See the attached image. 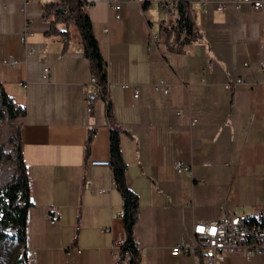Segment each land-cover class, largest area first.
Wrapping results in <instances>:
<instances>
[{
  "label": "crops",
  "instance_id": "crops-1",
  "mask_svg": "<svg viewBox=\"0 0 264 264\" xmlns=\"http://www.w3.org/2000/svg\"><path fill=\"white\" fill-rule=\"evenodd\" d=\"M46 1L57 0H33L22 12V0H0V60L18 62L14 68L0 63V84L26 108L8 124L19 136L30 202L24 242L1 239L0 264H27L19 259L23 249L35 251L37 264H130L114 249L123 222L111 167L90 165L109 160L111 129L120 133L126 181L139 199L140 264H194L191 254L170 252L180 236L190 242L194 219L264 207V73L257 70L264 59V9L187 0L200 37L173 53L163 34L158 50L148 46L149 32L176 18L157 0L145 7L139 6L144 0H86L108 82L106 99L89 102L86 94L95 87L78 32L72 29L62 53L64 37L44 35ZM228 71L246 84L225 89ZM177 161L208 172L180 176ZM219 264H264V252L226 254Z\"/></svg>",
  "mask_w": 264,
  "mask_h": 264
},
{
  "label": "trees",
  "instance_id": "trees-1",
  "mask_svg": "<svg viewBox=\"0 0 264 264\" xmlns=\"http://www.w3.org/2000/svg\"><path fill=\"white\" fill-rule=\"evenodd\" d=\"M147 3L148 0H144L142 6L145 7ZM168 12L175 13L176 18L174 21H161L159 24L164 47L169 52L183 53L186 45L200 37L196 11L187 0H178L175 7ZM41 13L42 19L47 22L44 35L64 37L62 53L67 51L72 42V29L77 30L82 45V56L88 61L90 73L94 76L102 97H107L106 61L100 52L92 21L87 14V8L84 7V0L46 1L42 4ZM61 24L65 26L64 30H60ZM184 29L185 34H183ZM25 114L26 108L17 105L0 84V130ZM109 114L111 116L108 106ZM89 141L90 137L86 141L85 152L89 150ZM109 164L116 190L122 198L119 216L123 222V242L120 246L119 261L128 260L130 264H140L138 241L135 235L139 220V199L127 184L126 161L121 149L120 133L113 129L110 131ZM2 168L10 169L11 173L6 180L0 179V240L11 235L18 241L24 242L30 202L26 166L17 132H14L6 143L0 144V169ZM18 192H21L19 199ZM19 259L26 261L25 249L20 252Z\"/></svg>",
  "mask_w": 264,
  "mask_h": 264
},
{
  "label": "built area",
  "instance_id": "built-area-1",
  "mask_svg": "<svg viewBox=\"0 0 264 264\" xmlns=\"http://www.w3.org/2000/svg\"><path fill=\"white\" fill-rule=\"evenodd\" d=\"M33 0H22L21 11L25 12L26 4ZM178 0H157L158 7L162 10L169 11L174 8ZM235 9H239L241 4H250L253 9H264V0H226ZM115 11V18H119L120 14L117 12L120 6L114 1L110 5ZM142 7V3L139 4ZM84 7L88 8L89 4L84 0ZM218 11L224 9V4L219 3L216 6ZM107 28L104 29L107 32ZM186 30H183V34ZM27 35V22H24V29L20 35V41L25 43ZM162 33L150 31L148 35V46L156 48L158 50V44L161 41ZM264 37V29H263ZM264 48V44L262 46ZM34 49H28V54L33 53ZM0 63L3 66L14 68L18 63L12 58H2ZM245 66H249L250 62L244 63ZM257 70L264 73V59L261 60L257 66ZM49 69L47 66L43 68L41 78L47 80ZM94 83V90L86 94V99L92 102L98 98L106 99L102 97L101 90L96 85L95 78L91 76ZM246 84L242 77L234 76L231 71H228V80L223 84L224 88L231 90L233 87H238ZM108 88V82H107ZM168 89L165 88L164 92ZM138 93L135 92L134 96ZM87 112L91 110L90 107L86 108ZM209 160L204 161L203 165H209ZM92 166H110L109 160H90ZM174 167L178 172H186L192 174V167L186 165L182 161L174 163ZM264 181V174L262 177ZM21 196V192H18V199ZM50 223H55L56 215L50 214L47 216ZM123 242V237L118 238L114 244V249L117 253L120 252V246ZM172 255H178L180 253L191 254L194 258V264H219L223 260L226 254H245L252 255L258 252H264V207L255 214L246 213H224L219 217L211 220H196L192 222L191 240L186 241L185 236H180L178 243L170 250ZM27 264H37L35 261V251L30 250L27 254Z\"/></svg>",
  "mask_w": 264,
  "mask_h": 264
},
{
  "label": "rangeland",
  "instance_id": "rangeland-1",
  "mask_svg": "<svg viewBox=\"0 0 264 264\" xmlns=\"http://www.w3.org/2000/svg\"><path fill=\"white\" fill-rule=\"evenodd\" d=\"M13 126L11 124H7L5 125L1 130H0V144L1 143H6L7 139L13 134ZM9 149H11V147H9ZM193 170L197 171L198 173L200 174H204L206 172H208V169L206 167H201L199 169H195L193 168L192 169V172ZM11 173V170L8 169V168H2L0 169V179L2 181L6 180L8 178V176L10 175ZM183 174H188L186 172H179V175L183 176ZM189 192L191 193V190H189Z\"/></svg>",
  "mask_w": 264,
  "mask_h": 264
}]
</instances>
